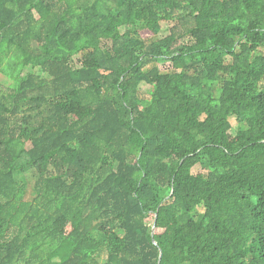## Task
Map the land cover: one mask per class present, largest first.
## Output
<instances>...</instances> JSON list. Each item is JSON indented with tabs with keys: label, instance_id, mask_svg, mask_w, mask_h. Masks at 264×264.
Wrapping results in <instances>:
<instances>
[{
	"label": "trees",
	"instance_id": "1",
	"mask_svg": "<svg viewBox=\"0 0 264 264\" xmlns=\"http://www.w3.org/2000/svg\"><path fill=\"white\" fill-rule=\"evenodd\" d=\"M0 264H264V0H0Z\"/></svg>",
	"mask_w": 264,
	"mask_h": 264
},
{
	"label": "rangeland",
	"instance_id": "2",
	"mask_svg": "<svg viewBox=\"0 0 264 264\" xmlns=\"http://www.w3.org/2000/svg\"><path fill=\"white\" fill-rule=\"evenodd\" d=\"M163 28L165 29V30H167L166 28H168V26L164 23L163 24ZM165 30H163V33L162 34H165ZM171 64H170V62H168V61H165V60H161V61H158L157 63H156V66L158 67V69L160 70V71H168V70H170V68H171V66H170ZM150 67H151V65H150ZM147 68H149L148 66H147ZM141 86V90L143 91V92H145V94L146 95H144V96H148L147 94H148V92L151 90V87H149L148 85H145V84H141L140 85ZM231 123H232V125L234 126V124H235V122H234V120L233 119H231ZM199 167H195L194 169H193V172H197V171H199Z\"/></svg>",
	"mask_w": 264,
	"mask_h": 264
},
{
	"label": "water",
	"instance_id": "3",
	"mask_svg": "<svg viewBox=\"0 0 264 264\" xmlns=\"http://www.w3.org/2000/svg\"><path fill=\"white\" fill-rule=\"evenodd\" d=\"M152 236H153V234H152Z\"/></svg>",
	"mask_w": 264,
	"mask_h": 264
}]
</instances>
